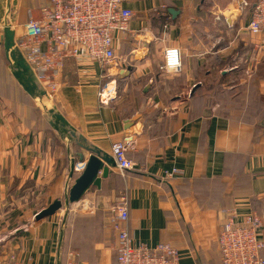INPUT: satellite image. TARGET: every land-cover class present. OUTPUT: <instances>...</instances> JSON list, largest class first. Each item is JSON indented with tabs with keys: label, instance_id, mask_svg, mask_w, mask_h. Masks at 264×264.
I'll list each match as a JSON object with an SVG mask.
<instances>
[{
	"label": "crops",
	"instance_id": "obj_1",
	"mask_svg": "<svg viewBox=\"0 0 264 264\" xmlns=\"http://www.w3.org/2000/svg\"><path fill=\"white\" fill-rule=\"evenodd\" d=\"M255 1L123 0L133 18L114 36L116 61L102 70L68 59L45 105L14 77L1 38L47 0L2 1L0 264H115L111 210L122 194L133 242L169 244L180 264H221L217 237L232 214L261 218L264 241V32L246 31ZM168 47L181 52L178 73L162 68ZM123 140L135 164L125 175L111 156ZM93 153L110 162L100 186L36 221Z\"/></svg>",
	"mask_w": 264,
	"mask_h": 264
},
{
	"label": "built area",
	"instance_id": "obj_2",
	"mask_svg": "<svg viewBox=\"0 0 264 264\" xmlns=\"http://www.w3.org/2000/svg\"><path fill=\"white\" fill-rule=\"evenodd\" d=\"M0 0V13L2 8ZM123 0H48L36 17H30L14 35V50L30 68L35 82L45 96H53L59 89V76L68 59L88 60L105 70L116 61L114 36L128 30L133 13L122 7ZM2 16L0 14V29ZM8 26L4 24V27ZM10 27V26H9ZM11 28V27H10ZM246 31L251 36L264 32V0H256L250 11ZM176 49L179 65L175 70L167 66V51ZM162 68L171 73L181 70V52L176 47L163 51ZM105 75H102L104 78ZM104 90L97 93L100 103ZM127 140L111 144V156L121 175L134 169L135 164L126 158L130 147ZM85 165L74 172L79 176ZM177 172L167 174L168 177ZM110 227L116 234L115 264H180L178 249L166 243L155 246L135 244L127 229L128 208L126 194H122L111 210ZM234 214L222 225L217 248L221 264H264V241L258 236L263 221L255 214L237 223ZM1 264H29L14 257Z\"/></svg>",
	"mask_w": 264,
	"mask_h": 264
},
{
	"label": "water",
	"instance_id": "obj_3",
	"mask_svg": "<svg viewBox=\"0 0 264 264\" xmlns=\"http://www.w3.org/2000/svg\"><path fill=\"white\" fill-rule=\"evenodd\" d=\"M170 13L174 15L175 12L170 11ZM14 35V31L9 26H5L3 28V37L1 40L4 42V49L7 53V57L11 65L15 68L14 77L18 80L19 84L28 95L37 98L43 105H45L44 92L38 88L30 68L26 65L21 56L14 50ZM49 112L55 121L61 122L65 125V121L61 116L53 114V111L51 110ZM109 163V160L105 159L100 154H90L84 170L75 179L65 200H55L48 207L38 212L35 216V220L38 221L53 216L61 209L63 204L76 203L91 187L98 188L100 186V180L106 178L109 173Z\"/></svg>",
	"mask_w": 264,
	"mask_h": 264
},
{
	"label": "clouds",
	"instance_id": "obj_4",
	"mask_svg": "<svg viewBox=\"0 0 264 264\" xmlns=\"http://www.w3.org/2000/svg\"><path fill=\"white\" fill-rule=\"evenodd\" d=\"M179 65L178 50L172 49L167 51V66L169 70H175Z\"/></svg>",
	"mask_w": 264,
	"mask_h": 264
},
{
	"label": "trees",
	"instance_id": "obj_5",
	"mask_svg": "<svg viewBox=\"0 0 264 264\" xmlns=\"http://www.w3.org/2000/svg\"><path fill=\"white\" fill-rule=\"evenodd\" d=\"M47 4H48V0H47V3H46L45 5H47ZM45 5H44V6H45ZM28 19H29V18H28ZM28 19H27V20H28ZM27 20H26V21H27Z\"/></svg>",
	"mask_w": 264,
	"mask_h": 264
},
{
	"label": "bare ground",
	"instance_id": "obj_6",
	"mask_svg": "<svg viewBox=\"0 0 264 264\" xmlns=\"http://www.w3.org/2000/svg\"><path fill=\"white\" fill-rule=\"evenodd\" d=\"M17 33H19V32H17ZM110 66V65H109Z\"/></svg>",
	"mask_w": 264,
	"mask_h": 264
}]
</instances>
